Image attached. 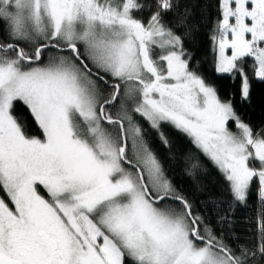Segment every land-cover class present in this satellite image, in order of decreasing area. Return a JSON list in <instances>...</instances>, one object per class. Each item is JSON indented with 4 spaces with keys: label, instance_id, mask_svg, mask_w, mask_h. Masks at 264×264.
I'll list each match as a JSON object with an SVG mask.
<instances>
[{
    "label": "snow or ice",
    "instance_id": "1",
    "mask_svg": "<svg viewBox=\"0 0 264 264\" xmlns=\"http://www.w3.org/2000/svg\"><path fill=\"white\" fill-rule=\"evenodd\" d=\"M179 9L0 0V264L264 262V128L240 114L264 85V0H217V80L194 63L192 9ZM165 129L199 154L188 177L221 183L203 209L150 145L154 132L172 151ZM249 199L256 243L234 248L224 229Z\"/></svg>",
    "mask_w": 264,
    "mask_h": 264
},
{
    "label": "trees",
    "instance_id": "2",
    "mask_svg": "<svg viewBox=\"0 0 264 264\" xmlns=\"http://www.w3.org/2000/svg\"><path fill=\"white\" fill-rule=\"evenodd\" d=\"M185 7L192 9V16L189 23L196 26L190 38L186 39V47L195 54L194 63L202 69L207 78L217 80L214 71L215 55L213 43L210 39L214 21L217 18V0H180V9L182 12ZM251 75V73H249ZM229 90V81L221 80ZM118 107V105H117ZM240 114L243 119L251 124L254 129L264 128V85L259 82L254 84L253 103L241 109ZM232 127V126H231ZM168 132L169 139L172 143V151L165 149L160 143L154 132L149 135V142L152 149L158 153L161 161L164 163L165 170L169 177L174 180L176 185L183 189L190 199H195L201 203L214 195H224L221 183L214 170L209 169L207 175H199L195 181L185 174L186 165L185 156L191 154L193 157L199 155L186 137H183L174 131L165 129ZM33 132H36L33 127ZM203 189V190H199ZM258 203L255 199H249L248 205L238 206L236 208L233 225L231 229L225 228L227 241L232 247L247 246L252 247L256 243L257 229V211ZM205 215L212 221L215 226V214H209L205 210ZM264 264V262H261Z\"/></svg>",
    "mask_w": 264,
    "mask_h": 264
},
{
    "label": "rangeland",
    "instance_id": "3",
    "mask_svg": "<svg viewBox=\"0 0 264 264\" xmlns=\"http://www.w3.org/2000/svg\"><path fill=\"white\" fill-rule=\"evenodd\" d=\"M229 54H230V51H229ZM231 129H232V131H236V129H235V126H234V125L231 127Z\"/></svg>",
    "mask_w": 264,
    "mask_h": 264
}]
</instances>
